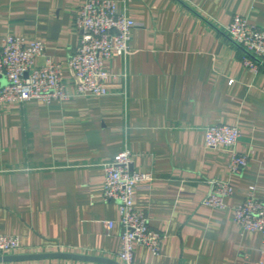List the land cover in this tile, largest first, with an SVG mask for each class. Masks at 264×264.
<instances>
[{
    "label": "crops",
    "instance_id": "obj_1",
    "mask_svg": "<svg viewBox=\"0 0 264 264\" xmlns=\"http://www.w3.org/2000/svg\"><path fill=\"white\" fill-rule=\"evenodd\" d=\"M84 2L0 0V42L8 35L43 42L74 91L68 59ZM124 8L138 25L127 57L106 64L118 75L106 81L109 95L3 106L0 234L20 237L13 255L61 251L122 264L118 205L103 197L104 163L128 149L132 169L154 175L135 188V207L165 234L159 255L137 244L133 264H264L262 234L234 221L250 186L264 200V69L248 70L224 32L236 15L264 27V0H124ZM219 124L241 130L236 149L249 156L241 175L230 172L227 149L206 146V128ZM211 179L234 187L224 209L203 205Z\"/></svg>",
    "mask_w": 264,
    "mask_h": 264
},
{
    "label": "built area",
    "instance_id": "obj_2",
    "mask_svg": "<svg viewBox=\"0 0 264 264\" xmlns=\"http://www.w3.org/2000/svg\"><path fill=\"white\" fill-rule=\"evenodd\" d=\"M116 0H85L77 9L74 28L79 34V44L69 56L68 66L73 77L74 91L68 88L62 65L46 55L41 41L26 44L22 37L8 35L0 42V126L2 108L14 102L39 100L46 103L60 102L77 96L102 97L111 92L106 87L112 74L106 64L114 56L126 58L131 49L132 31L138 25L127 13L119 10ZM225 35L242 51V63L254 74L264 69V27L251 24L244 16L236 15L224 28ZM39 58L45 62L37 65ZM3 77L4 81H1ZM241 137L237 126L212 125L206 128L205 143L208 148L227 149L231 153L230 172L244 173L249 156L236 147ZM132 153L126 149L104 163L105 182L103 197L118 205V222L122 227V264H133L135 246L143 244L159 255L165 238L163 232L150 226L145 212L134 203V190L154 179L151 172L131 169ZM209 192L203 205L226 208V199L233 195L234 187L226 180L211 179ZM255 186L246 191L244 201L235 207L234 221L244 231L262 234L261 256L264 258V200L256 196ZM114 221L107 222L109 231ZM21 249L17 235L0 234V255L12 254ZM0 264H7L0 262Z\"/></svg>",
    "mask_w": 264,
    "mask_h": 264
},
{
    "label": "water",
    "instance_id": "obj_3",
    "mask_svg": "<svg viewBox=\"0 0 264 264\" xmlns=\"http://www.w3.org/2000/svg\"><path fill=\"white\" fill-rule=\"evenodd\" d=\"M132 169V166H131ZM43 258H61L70 260H82V261H94L108 264H119L113 260L91 256L85 254H78L72 252H49V253H34V254H20V255H0V262L17 261V260H28V259H43Z\"/></svg>",
    "mask_w": 264,
    "mask_h": 264
}]
</instances>
